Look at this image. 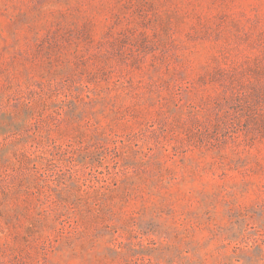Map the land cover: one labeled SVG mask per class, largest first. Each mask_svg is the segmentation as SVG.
<instances>
[{
  "label": "rangeland",
  "instance_id": "obj_1",
  "mask_svg": "<svg viewBox=\"0 0 264 264\" xmlns=\"http://www.w3.org/2000/svg\"><path fill=\"white\" fill-rule=\"evenodd\" d=\"M0 264H264V0H0Z\"/></svg>",
  "mask_w": 264,
  "mask_h": 264
}]
</instances>
